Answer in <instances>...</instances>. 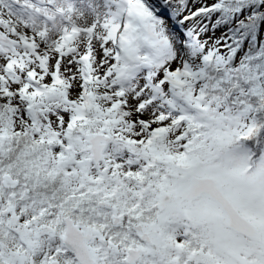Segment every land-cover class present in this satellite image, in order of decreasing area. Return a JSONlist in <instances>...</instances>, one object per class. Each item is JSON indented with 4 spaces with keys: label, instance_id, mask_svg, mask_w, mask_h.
Segmentation results:
<instances>
[{
    "label": "snow or ice",
    "instance_id": "snow-or-ice-1",
    "mask_svg": "<svg viewBox=\"0 0 264 264\" xmlns=\"http://www.w3.org/2000/svg\"><path fill=\"white\" fill-rule=\"evenodd\" d=\"M0 264H264V0H0Z\"/></svg>",
    "mask_w": 264,
    "mask_h": 264
}]
</instances>
